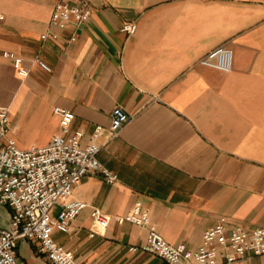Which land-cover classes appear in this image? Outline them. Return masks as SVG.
Here are the masks:
<instances>
[{
	"label": "crops",
	"instance_id": "1",
	"mask_svg": "<svg viewBox=\"0 0 264 264\" xmlns=\"http://www.w3.org/2000/svg\"><path fill=\"white\" fill-rule=\"evenodd\" d=\"M56 1L0 0L8 136L26 149L81 130L86 143L96 125L110 127L115 106L130 119L98 138L97 158L116 181L91 171L76 183L72 197L86 206L54 241L84 264H166L131 247L156 231L193 249L222 217L264 226V0H88L90 19L65 29L49 24ZM124 23L135 31L121 30ZM222 44L232 50L229 71L198 63ZM135 206L145 225L117 221ZM93 209L108 216L103 232L94 230ZM221 264H264V254Z\"/></svg>",
	"mask_w": 264,
	"mask_h": 264
},
{
	"label": "built area",
	"instance_id": "2",
	"mask_svg": "<svg viewBox=\"0 0 264 264\" xmlns=\"http://www.w3.org/2000/svg\"><path fill=\"white\" fill-rule=\"evenodd\" d=\"M88 0H57L52 9L50 27L65 29L68 24L79 25L90 19ZM1 20V16H0ZM135 24L124 23L121 30L132 33ZM78 33L74 31L70 40ZM43 34L42 37H46ZM4 56L14 60L21 76L28 70L21 65V58L11 52ZM46 70L49 67L36 59ZM198 63L229 71L232 65V50L218 45L206 52ZM53 112L66 119L74 114L62 106H54ZM130 119L120 106L110 112V127L96 125L88 142H82L83 132L75 130L70 135L54 134L43 146L19 148L8 136L10 119L7 108L0 107V207H7V227H0V264H24L16 247L18 242L33 243L37 255L48 264H84L77 261L73 252L57 244L52 238L54 231L67 232L71 222L86 206L85 202L72 197L73 188L88 172L99 171L108 182L116 181V175L106 170L97 158L100 150L98 138L106 132L114 136ZM55 206L59 210L54 215ZM94 230L103 232L108 225V216L98 209L91 211ZM117 221L147 223L146 216L139 215V206ZM154 254L166 264H221L231 262L247 253L264 254V226L246 229L241 225L227 224L225 218L204 230L200 244L191 249L184 244L172 245L156 231H149L145 242L131 247Z\"/></svg>",
	"mask_w": 264,
	"mask_h": 264
},
{
	"label": "rangeland",
	"instance_id": "3",
	"mask_svg": "<svg viewBox=\"0 0 264 264\" xmlns=\"http://www.w3.org/2000/svg\"><path fill=\"white\" fill-rule=\"evenodd\" d=\"M8 213L7 207H0V227H7L8 224ZM19 257L26 264H46L44 259H35V250L27 242H18L16 247Z\"/></svg>",
	"mask_w": 264,
	"mask_h": 264
}]
</instances>
